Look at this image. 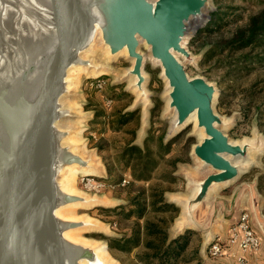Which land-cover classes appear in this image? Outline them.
I'll list each match as a JSON object with an SVG mask.
<instances>
[{"label": "water", "instance_id": "1", "mask_svg": "<svg viewBox=\"0 0 264 264\" xmlns=\"http://www.w3.org/2000/svg\"><path fill=\"white\" fill-rule=\"evenodd\" d=\"M209 3L0 0V264H98L92 248L65 237L69 230L86 227L84 220H64L57 211L69 204H86V197L96 199L92 206L108 204L96 195L68 194L61 189L62 167L96 169L90 159L62 144L73 128L63 132L57 124L66 114L61 100L70 99L73 92L67 90L68 72L78 64L91 66L84 52L99 33L97 40L108 46L110 59L126 50L133 62L127 72L134 80L131 89L140 99L146 97L147 81L146 57L140 47L146 45L150 57L160 63L156 62L170 89L168 106L176 113L169 136L186 127L193 114L196 129L203 130V139L192 150L203 175L190 181V197L174 198L186 221L178 232H201L209 246L222 221L240 220L239 189L231 200H207L215 189L233 183L246 171L243 165L249 160L252 142H233L223 132L226 121L214 107L216 88L203 77L191 78L180 59L193 60L186 40L209 22Z\"/></svg>", "mask_w": 264, "mask_h": 264}, {"label": "rangeland", "instance_id": "2", "mask_svg": "<svg viewBox=\"0 0 264 264\" xmlns=\"http://www.w3.org/2000/svg\"><path fill=\"white\" fill-rule=\"evenodd\" d=\"M263 8L264 0H210L207 14L211 19L212 14L219 12L220 26L213 33H199L208 22L189 36L186 47L191 51L193 60L180 59L191 78L203 77L216 88L214 107L226 121L221 127L223 132L233 142L250 140L253 146L249 160L243 165L246 171L233 183L215 189L207 203L219 197L231 200L233 192L239 189L240 195L236 202L241 204V213L250 215L251 227L264 241V62L260 65L247 64L238 72L234 61L229 64L226 55L207 56L211 42L228 37ZM140 51L146 57L145 98L140 99L136 91L131 89L134 80L128 77L127 72L133 62L126 54L110 59L98 41L97 50L87 57L105 67L106 73L97 77L80 75L70 99H66V103L78 115L73 122L75 148L85 159L92 161L96 171L91 176L102 184L96 190H89L86 174L81 173L74 182L75 189L78 194L103 198L106 203L102 204H108L79 206L73 218L89 219L103 226L100 230L82 231L81 236L86 243L104 246L109 264H141L139 255L144 252L142 246L131 252H121L115 247L110 249L108 245L110 239H120L128 236L134 228L137 229L135 221L127 219L125 215L137 194L145 190V197H148L157 190L164 193L165 200L174 204L178 212L173 209L161 213L148 210L145 218L165 220L170 238L186 231L193 232L187 252L176 264H216L224 256L218 259L209 256L210 245L206 235L193 230L178 232L182 206L174 200L175 197L181 200L190 197L193 187L190 181H196L203 175L200 173L202 166L192 155V150L194 145L201 142L204 133L198 131L194 124H188L176 134L168 135L175 115L168 106V85L162 76L161 67L150 57L148 47L142 45ZM231 58L234 60V57ZM90 82H100L102 88L91 87ZM135 111L137 113L134 115H127ZM124 116H128V122L122 125L119 122ZM162 137L164 143H170L169 153L158 159L149 182H134L132 170L122 157L125 147L135 138L134 144L144 148L147 139L150 149L157 152ZM124 179L130 183L121 185ZM233 225L228 223L227 227L230 229Z\"/></svg>", "mask_w": 264, "mask_h": 264}, {"label": "trees", "instance_id": "3", "mask_svg": "<svg viewBox=\"0 0 264 264\" xmlns=\"http://www.w3.org/2000/svg\"><path fill=\"white\" fill-rule=\"evenodd\" d=\"M220 16L219 12L212 14L206 28L200 30L199 33L201 31L209 33L216 31L221 24ZM208 47V58L215 54H224L229 64L234 61L238 72L242 71L247 64L260 65L263 63L264 8L250 16L244 26L234 30L228 37L211 42ZM231 57H234V60ZM134 113L137 111L127 115L132 116ZM127 122L128 116H124L119 123L125 125ZM135 140L134 138L132 143L125 147L122 157L132 170L134 182H149L157 167L158 159L169 153L170 143H164L163 137L160 138L158 151L154 152L146 143L147 139L144 148L134 144ZM130 207L131 209L125 215L127 219L135 221L137 229L134 228L128 236H123L120 239H110L115 244L110 242L109 248L115 247L121 252H131L134 248L142 246L144 252L139 255L141 264H176L187 252L193 232L186 231L184 234L170 238L165 220L158 218L153 221L145 217L148 210L153 213L166 212L171 209L178 212V208L167 202L164 193L157 190L148 197H145V190H141L131 202Z\"/></svg>", "mask_w": 264, "mask_h": 264}, {"label": "bare ground", "instance_id": "4", "mask_svg": "<svg viewBox=\"0 0 264 264\" xmlns=\"http://www.w3.org/2000/svg\"><path fill=\"white\" fill-rule=\"evenodd\" d=\"M100 33L98 34V38L97 39H100ZM95 39V41H93L88 49L84 52V58L86 59L87 58V55L89 54H93L95 52V50H97L98 48V41L100 40H97ZM101 42V41H100ZM102 43V42H101ZM103 48L104 50L106 51V53L108 55H110V51H109V48L108 46L106 45H103ZM120 54H126V50L122 51L121 53L115 55L114 57H117L119 56ZM179 58V57H178ZM91 61V66H84V65H81V64H78V65H75L73 67H71V69L69 70L68 72V77H67V90L68 91H72V89L75 87V83L77 81V78L81 75H87V76H90V77H97V76H100V75H103L106 73V69L101 66L99 67L98 64L94 63L91 59H88ZM158 64H160L158 61H156ZM103 67V68H102ZM170 90V89H169ZM68 98V97H67ZM66 96L63 98V101L61 100V104H62V108L66 111V114H65V119H62L60 122H58L57 124V128L59 130H63V132L65 130H68V129H71L73 128V122L75 121V116H73V118H70L68 119V117H72L73 115V107L70 105V104H67L66 103ZM77 108V107H76ZM69 113H71V115H69ZM176 120V113L174 115V118H173V122ZM187 124H194V127H197V117H196V114H193L192 116H190V118L188 119V121L186 122V125ZM184 125V126H186ZM199 131H202V129H199ZM72 132L69 136H67L66 138L63 139V142L62 144L64 146H68L71 148V150L73 152H76V139L72 137ZM248 141V140H246ZM246 141H243L241 142L240 144H243L245 143ZM243 165V163H242ZM80 173H84L86 175L88 174H94V171L92 169H79L76 165H70V166H65V167H62L60 169V184H61V189L63 190V192H66L68 194H78V191L75 189V186H74V182L78 176V174ZM198 189V188H197ZM196 192V190H195ZM86 204L84 203H75V204H69V205H66V206H63L62 208H60L58 211H57V215L58 217L64 219V220H80L78 218H73L75 217L74 214H75V209L79 206H92L94 204L97 203L96 199H90L88 197H86ZM186 207V204L183 203V208L185 209ZM84 222L87 224L86 227H83V228H79V229H73V230H69L68 232H66L65 234V237L71 241V242H74V243H78V244H82L83 246L85 247H90L94 250L95 254L97 255V258H98V264H109V260L108 258L106 257L105 253H106V249L104 246H98V245H93V244H90V243H86L83 239H82V231H88V230H95V229H102V226L92 220H89V219H86L84 220ZM180 226V229H182L183 227L186 226V221H185V217L182 216V220L179 224ZM83 264H89L88 262L84 261L82 262Z\"/></svg>", "mask_w": 264, "mask_h": 264}, {"label": "built area", "instance_id": "5", "mask_svg": "<svg viewBox=\"0 0 264 264\" xmlns=\"http://www.w3.org/2000/svg\"><path fill=\"white\" fill-rule=\"evenodd\" d=\"M90 86L102 88L100 82H90ZM129 183V180L124 179L121 185L125 186ZM86 186L89 190H96V188L102 187V184L98 183L93 176H86ZM227 244L238 247V252L234 255L237 264H253L250 258L259 250L261 240L251 227L250 215L247 212H243L240 220L231 227ZM226 251L227 248L221 240L215 238L209 246L208 254L211 258L218 259L222 258Z\"/></svg>", "mask_w": 264, "mask_h": 264}, {"label": "crops", "instance_id": "6", "mask_svg": "<svg viewBox=\"0 0 264 264\" xmlns=\"http://www.w3.org/2000/svg\"><path fill=\"white\" fill-rule=\"evenodd\" d=\"M235 192V191H234ZM233 192V194H234ZM226 198V197H224ZM229 200V198H226ZM228 223L230 222H223L222 225L218 226L217 230H214L215 238H219L221 242L226 246L227 251L226 254L224 255V258L219 259L216 261V264H237L236 259L234 255L238 252V247L237 246H230L227 244L228 238L231 233V228L229 229ZM219 236V237H218ZM221 237V238H220ZM261 240V246L259 250L253 255L250 259L253 264H264V241L262 238L259 236Z\"/></svg>", "mask_w": 264, "mask_h": 264}]
</instances>
